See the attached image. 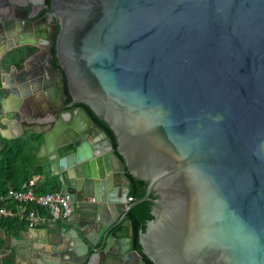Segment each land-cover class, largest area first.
Instances as JSON below:
<instances>
[{"label":"water","instance_id":"95a60500","mask_svg":"<svg viewBox=\"0 0 264 264\" xmlns=\"http://www.w3.org/2000/svg\"><path fill=\"white\" fill-rule=\"evenodd\" d=\"M48 10L60 31L13 67L23 82L0 68V133L43 135L36 163L73 211L48 230L51 252L25 230L15 256L264 264V0H52ZM17 30L0 3V67L10 50L37 46ZM128 172L148 182L135 202L124 200ZM146 200L154 217L138 250L129 212Z\"/></svg>","mask_w":264,"mask_h":264},{"label":"trees","instance_id":"16d2710c","mask_svg":"<svg viewBox=\"0 0 264 264\" xmlns=\"http://www.w3.org/2000/svg\"><path fill=\"white\" fill-rule=\"evenodd\" d=\"M33 49L35 48H30V50L32 51ZM15 51L19 53V51L21 50ZM29 53L30 51L27 53L24 52L21 54L18 60L15 59V57L12 60L13 62H16L18 67H22L23 60ZM11 54L13 53L11 52L9 55ZM55 64L58 66L57 58H55ZM5 66H7V62ZM71 99V94L68 93L66 101L70 102ZM83 105L89 110L94 119L107 130L112 139L113 145L116 148L117 139L112 129L106 124L105 121L99 119L88 105ZM42 141L43 135L37 134L35 132H26L17 138H6L0 133V193L5 194L10 187L20 188L26 181H28L34 175L43 173V166L36 163L37 151ZM127 175L131 179L130 192L128 193V195L134 199L131 202H135L145 195L147 191L148 182L146 180L134 177L129 172L127 173ZM37 190L39 192H47L51 190H56V188L51 186V182H47V185L40 186L39 188H37ZM152 196L153 198H155L153 194ZM14 203L16 204V202ZM14 203H11L10 207H15ZM153 204L154 203L152 200H146L134 206L129 212V215L131 216L135 227V246L138 250L142 249L139 243V231L141 229L144 230L147 222L154 217V215L152 214ZM32 207L34 208V206ZM37 208L39 211L42 212L43 209L41 207ZM15 209H17V211L12 212L9 209L10 212L7 215H3L5 227L7 229L12 228L16 230H21L29 225L26 216L28 210L30 209V206L26 209L23 214H20L18 212V208ZM145 259L150 264H153L147 256H145Z\"/></svg>","mask_w":264,"mask_h":264},{"label":"flooded vegetation","instance_id":"af4514ba","mask_svg":"<svg viewBox=\"0 0 264 264\" xmlns=\"http://www.w3.org/2000/svg\"><path fill=\"white\" fill-rule=\"evenodd\" d=\"M51 1L52 0H0L3 16L16 29L17 33L19 32L17 30V26L21 25L22 29L24 30L23 32H27L29 35H31L30 37H27V39L30 38L37 41V46L24 45L14 48L7 53L4 61L5 63L0 68L3 72L9 73L10 77L15 81L23 82L20 74L12 73L13 67H16L18 70H21L23 67H25L26 62L31 57L35 56L39 52H42V50L45 49V46H49L53 36L55 34L57 35L60 31L58 18L53 16L48 10V6L51 4ZM18 5H22L24 7L18 9ZM31 47L35 49L32 51L30 50ZM15 50L21 51L17 53ZM29 51L30 53L23 60L22 67H18L16 62H13L12 59L15 57V59L18 60L22 53H27ZM11 52L13 54L9 55ZM55 58L57 57L54 54L51 59V64L57 66L55 64ZM6 62L7 66H5ZM36 62L37 67L29 66L31 69L30 77H33L34 79L35 72L40 71V65L42 64L43 60L41 57H39L38 61ZM65 103H67L66 99ZM8 128H12V126ZM21 129L22 127L19 126L18 130Z\"/></svg>","mask_w":264,"mask_h":264},{"label":"built area","instance_id":"2783aa9c","mask_svg":"<svg viewBox=\"0 0 264 264\" xmlns=\"http://www.w3.org/2000/svg\"><path fill=\"white\" fill-rule=\"evenodd\" d=\"M133 200L131 196L127 198L128 202ZM9 202L19 204L18 212L20 214H23L30 206L26 219L29 224L28 226L31 227H37L50 220H64L73 211V201L70 193L57 189L39 192L37 190V180L34 177L26 181L20 188L10 187L5 194L0 193L1 216L7 215L10 212L8 209ZM37 207H41L43 209L42 212Z\"/></svg>","mask_w":264,"mask_h":264},{"label":"crops","instance_id":"0c3cea01","mask_svg":"<svg viewBox=\"0 0 264 264\" xmlns=\"http://www.w3.org/2000/svg\"><path fill=\"white\" fill-rule=\"evenodd\" d=\"M12 72H14V70ZM1 127L4 129L6 128V125L4 126L1 123ZM1 127H0V130H1ZM11 131H12V134H18L16 126H12ZM33 177L36 178L37 180V188H39L40 186L47 185V182H49L48 178L41 174H36ZM51 186L55 188L54 185L51 184ZM129 192H130L129 186L123 189L124 200L126 202H127V198L129 197L128 195ZM11 203H14V202L8 203L9 209L12 212L17 211V209L15 208H19L20 207L19 204L14 203L15 207H10ZM3 217L4 216L0 215V264H29V261H27L23 256L25 252H22L23 254L21 253L20 257H16L15 253L12 251L16 244H18L19 246L23 245L24 241L22 240L23 238H22L21 232L25 230L28 231V234L30 235V238L32 239V242L35 246L37 247L44 246L47 250L51 252V245L48 243H44V242L47 241L48 235L50 236L52 235L50 234L51 232L48 233V230L54 231L56 228L57 221H52V220L47 221L46 223L40 224L39 226L35 227V229L31 228V226H26L25 228L21 230H16L12 228L7 229L5 227V221ZM62 229L63 230L65 229L64 225H62ZM6 247H10V249L6 250L5 249ZM30 263L35 264V260H33L32 258Z\"/></svg>","mask_w":264,"mask_h":264}]
</instances>
